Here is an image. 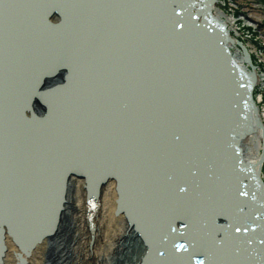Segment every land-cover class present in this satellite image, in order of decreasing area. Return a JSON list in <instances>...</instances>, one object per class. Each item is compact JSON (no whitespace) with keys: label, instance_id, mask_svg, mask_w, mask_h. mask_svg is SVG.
Segmentation results:
<instances>
[{"label":"bare ground","instance_id":"obj_1","mask_svg":"<svg viewBox=\"0 0 264 264\" xmlns=\"http://www.w3.org/2000/svg\"><path fill=\"white\" fill-rule=\"evenodd\" d=\"M237 23L215 0H0V264H246L264 77Z\"/></svg>","mask_w":264,"mask_h":264},{"label":"rangeland","instance_id":"obj_2","mask_svg":"<svg viewBox=\"0 0 264 264\" xmlns=\"http://www.w3.org/2000/svg\"><path fill=\"white\" fill-rule=\"evenodd\" d=\"M215 1L219 11L228 14L233 22H238L234 24L235 30H231L232 35L239 40V44L232 48L233 53L237 50V45L241 49L243 46H246L248 51L250 49L254 67L264 77V0ZM231 1L233 4L230 3ZM255 22H257V26L254 24ZM254 95L256 98L262 96V99L258 100V105L261 113L264 114V82L255 88Z\"/></svg>","mask_w":264,"mask_h":264},{"label":"water","instance_id":"obj_3","mask_svg":"<svg viewBox=\"0 0 264 264\" xmlns=\"http://www.w3.org/2000/svg\"><path fill=\"white\" fill-rule=\"evenodd\" d=\"M246 63H249V58H246ZM41 112L37 111L36 115H40ZM42 116V115H40ZM264 196V194H263ZM252 201V200H251ZM260 206L255 205V209H258ZM260 210V209H259ZM258 212V210H257ZM257 220L259 221L260 225H264V204L262 206V209L260 210V213L258 216H256ZM247 229H251V226ZM253 233H251V230L243 231L244 234L242 241L244 243V249L245 253L243 255L246 264H252L253 258L259 256L263 259L264 262V229L259 230L257 227L252 230ZM257 250V252L255 251ZM255 254H257L255 256ZM257 264H260L259 259H257Z\"/></svg>","mask_w":264,"mask_h":264},{"label":"flooded vegetation","instance_id":"obj_4","mask_svg":"<svg viewBox=\"0 0 264 264\" xmlns=\"http://www.w3.org/2000/svg\"><path fill=\"white\" fill-rule=\"evenodd\" d=\"M28 103H30L31 104V101L30 102H28ZM35 103H32L31 105H29V104H27L26 105V109H27V107H28V109H30V108H32V110H30V113L28 114V115H26V117L28 116V117H30L31 119H33L34 118V120L35 119H41L42 117L40 116V115H42L41 113H40V115L38 116V115H36V112L34 111V109L36 108L35 107V105H34Z\"/></svg>","mask_w":264,"mask_h":264},{"label":"snow or ice","instance_id":"obj_5","mask_svg":"<svg viewBox=\"0 0 264 264\" xmlns=\"http://www.w3.org/2000/svg\"><path fill=\"white\" fill-rule=\"evenodd\" d=\"M237 231H240V229H237ZM181 247H183V245H181Z\"/></svg>","mask_w":264,"mask_h":264}]
</instances>
